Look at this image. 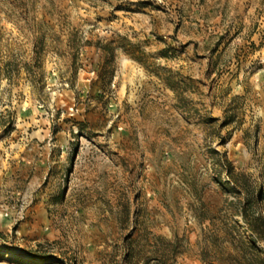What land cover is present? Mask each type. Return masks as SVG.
<instances>
[{"label":"rangeland","instance_id":"374dc122","mask_svg":"<svg viewBox=\"0 0 264 264\" xmlns=\"http://www.w3.org/2000/svg\"><path fill=\"white\" fill-rule=\"evenodd\" d=\"M35 115L0 264H264V0H0V146Z\"/></svg>","mask_w":264,"mask_h":264},{"label":"crops","instance_id":"0c3cea01","mask_svg":"<svg viewBox=\"0 0 264 264\" xmlns=\"http://www.w3.org/2000/svg\"><path fill=\"white\" fill-rule=\"evenodd\" d=\"M25 119V121H24ZM25 124H35L31 133L17 132L16 140L11 139L5 147L0 146V195L22 194L29 197L31 217L36 218L44 208L48 195L49 165L54 163L51 156L53 147L47 115L25 117Z\"/></svg>","mask_w":264,"mask_h":264},{"label":"trees","instance_id":"16d2710c","mask_svg":"<svg viewBox=\"0 0 264 264\" xmlns=\"http://www.w3.org/2000/svg\"><path fill=\"white\" fill-rule=\"evenodd\" d=\"M247 203H249V201H247Z\"/></svg>","mask_w":264,"mask_h":264}]
</instances>
